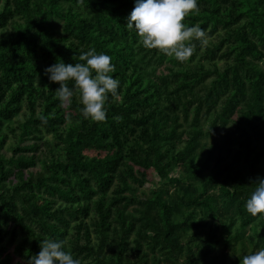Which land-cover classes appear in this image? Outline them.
I'll return each instance as SVG.
<instances>
[{"label":"trees","instance_id":"obj_1","mask_svg":"<svg viewBox=\"0 0 264 264\" xmlns=\"http://www.w3.org/2000/svg\"><path fill=\"white\" fill-rule=\"evenodd\" d=\"M198 5L184 23L209 42L179 61L127 27L135 0H0V264H30L44 239L81 264H241L264 247L246 209L264 177V0ZM93 48L120 80L103 121L44 73Z\"/></svg>","mask_w":264,"mask_h":264},{"label":"clouds","instance_id":"obj_2","mask_svg":"<svg viewBox=\"0 0 264 264\" xmlns=\"http://www.w3.org/2000/svg\"><path fill=\"white\" fill-rule=\"evenodd\" d=\"M199 12L198 0H135V6L127 17V27L135 29L145 48L159 49L186 61L193 55L198 40L207 45L209 37L199 24L188 26L185 17ZM81 62L65 63L63 60L46 67L45 75L60 86L55 90L62 103L69 102L79 93L82 113L97 121L106 119L105 101L109 93L118 94L120 80L112 74L116 71L111 56L90 49L80 54ZM74 82V86L69 85ZM246 209L252 215L264 213V177H258ZM30 264H81V260L66 250L61 239H44L40 251L32 256ZM241 264H264V247L243 256Z\"/></svg>","mask_w":264,"mask_h":264},{"label":"rangeland","instance_id":"obj_3","mask_svg":"<svg viewBox=\"0 0 264 264\" xmlns=\"http://www.w3.org/2000/svg\"><path fill=\"white\" fill-rule=\"evenodd\" d=\"M154 172L152 170H150L148 172V178L152 181H155L156 178L154 177ZM144 189L147 191V192H152L154 191V188L152 186H150V183H147L145 186H144ZM44 201V199L42 197L38 198V202L41 204L42 202Z\"/></svg>","mask_w":264,"mask_h":264}]
</instances>
